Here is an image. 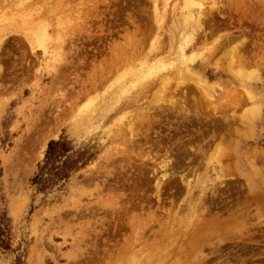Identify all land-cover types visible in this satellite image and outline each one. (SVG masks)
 Masks as SVG:
<instances>
[{"label": "rangeland", "instance_id": "rangeland-1", "mask_svg": "<svg viewBox=\"0 0 264 264\" xmlns=\"http://www.w3.org/2000/svg\"><path fill=\"white\" fill-rule=\"evenodd\" d=\"M263 50L264 0H0V264H264Z\"/></svg>", "mask_w": 264, "mask_h": 264}, {"label": "trees", "instance_id": "trees-1", "mask_svg": "<svg viewBox=\"0 0 264 264\" xmlns=\"http://www.w3.org/2000/svg\"><path fill=\"white\" fill-rule=\"evenodd\" d=\"M70 151L68 142L62 138L48 143L43 163L39 165L38 173L32 180L37 190H49L58 182L68 179L71 172L77 170L76 162L68 157ZM0 226V249L8 250L7 228H4L2 223Z\"/></svg>", "mask_w": 264, "mask_h": 264}, {"label": "bare ground", "instance_id": "bare-ground-1", "mask_svg": "<svg viewBox=\"0 0 264 264\" xmlns=\"http://www.w3.org/2000/svg\"><path fill=\"white\" fill-rule=\"evenodd\" d=\"M190 1H191V0H190ZM188 3H190V2H188ZM192 3H193V2H192ZM189 5H190V4H189ZM191 5H192V4H191ZM193 5H194V4H193ZM187 7L190 8V10H191V6H190V7L187 6ZM193 7H194V6H193ZM185 8H186V7H185ZM186 9H187V8H186ZM187 10H188V9H187ZM190 10H188V11H190ZM191 13H193V12H191ZM193 14H194V13H193ZM193 14H192V15H193ZM185 15H186V14H185ZM189 15H191V14H189ZM189 15H188V17H189ZM191 17H192V16H191ZM191 17H190V18H191ZM184 19H185V18H184ZM191 19H193V18H191ZM195 19H197V16L193 19V22L198 21V20H195ZM181 20H183V18H181ZM31 21H32V20H31ZM185 21H186V23L188 24V23H191L192 20L190 21V19H189V21H188V19L186 18V19L184 20V22H185ZM187 21H188V22H187ZM184 22H183V23H184ZM193 22H192V23H193ZM176 23H177V22H176ZM183 23H182V22L180 23V24H182V28H184L183 25L185 26V23H184V24H183ZM38 24H40V23H38ZM41 24H42V23H41ZM194 24H195V23H194ZM197 25H198V24H197ZM26 26H27V25H26ZM39 26H41V25H39ZM178 26H179V25H178ZM186 26H187V25H186ZM186 26H185V27H186ZM30 27H32V26H30ZM37 27H38V26H37ZM174 27H175V26H174ZM196 27H197V26H196ZM27 28H28V27H27ZM182 28H181V29H182ZM193 28H194V27H193ZM34 29H36V28H34ZM39 29H40V28H39ZM39 29H38V30H39ZM181 29H180L179 31H181ZM183 30H184V29H183ZM183 30H182L181 32H184V31H185V30H184V31H183ZM190 30H192V28H191ZM194 31H195V30H194ZM33 33H34V32H33ZM37 33L39 34V31H37ZM184 33H185V32H184ZM34 34H36V33H34ZM38 34H36V35H38ZM189 34H190V33H189ZM191 34H192V32H191ZM180 35H181V34H180ZM182 35H183V33H182ZM178 36H179V35H178ZM35 37H36V36H35ZM184 38H185V36H184ZM180 39H182V38H181V37L178 38V40H180ZM190 39H191V35H190L189 40H190ZM182 41H184V40H182ZM179 42L182 43L181 41H179ZM186 43H187V42H186ZM189 43H190V42H189ZM189 43H188V44H189ZM183 46H184V45H183ZM185 46H186V44H185ZM225 46H226V45H225ZM260 49H261V48H260ZM263 51H264V50H263ZM50 55H51V54H50ZM263 57H264V56H263ZM154 67H155V66H154ZM51 131H53V129H52ZM50 135H52V134H50ZM34 157H35V156H34ZM211 158H212V157H211ZM213 160H214V159H213ZM218 161H219V160H218ZM218 161H217V162L215 161L216 164L214 163L213 166H211V168H210L211 171H216V166L219 165V164H218V163H219ZM213 162H214V161H213ZM211 165H212V164H211ZM214 181H215V180H213L212 182H214ZM221 184H222V183H217L216 185H221ZM216 185H215V186H216ZM215 186L212 185L211 188L213 189ZM168 241H169V240H168ZM168 243H169V242H168ZM170 244H171V243H170ZM171 245H172V244H171ZM165 247H166V246H165ZM168 247H169V246H168ZM168 247H167V250H169ZM169 248H170V247H169ZM164 249H165V248H164ZM175 250H176V249H175ZM161 252L163 253L164 260H169V261H170L171 259H173V258H172L173 255H171L172 253H170V252H168V251L165 252V250H163V251H161ZM178 252H179V251H178ZM162 253H161V254H162ZM161 254H160V255H161ZM177 254H178V253H177ZM161 256H162V255H161ZM163 257H160V258H163ZM164 260H162V261H164ZM197 260H198V256L194 255L193 257H191V261H192L191 263H193V262H195V261H197ZM135 261H136V260H135ZM154 261H155V260H154ZM131 262H132V261H131ZM156 262H157V261H156ZM159 263H160V262H159ZM152 264H153V263H152ZM168 264H169V263H168Z\"/></svg>", "mask_w": 264, "mask_h": 264}]
</instances>
